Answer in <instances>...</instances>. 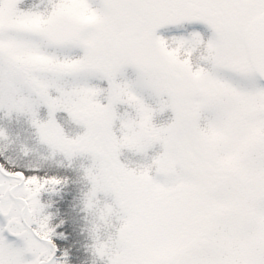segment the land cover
<instances>
[{
	"label": "snow or ice",
	"instance_id": "snow-or-ice-1",
	"mask_svg": "<svg viewBox=\"0 0 264 264\" xmlns=\"http://www.w3.org/2000/svg\"><path fill=\"white\" fill-rule=\"evenodd\" d=\"M21 2L0 0V109L25 115L37 142L52 149L49 157H91L83 205L94 214L89 227L97 240L94 253L106 264H264V222L254 230L239 228L218 254L215 242L185 226L195 195L190 189L162 186L147 169L118 159L122 148L144 152L161 139L151 125L147 92L166 95L182 114L159 168L166 170L170 157L180 153L190 167L210 163L213 146L201 141L191 119L197 108L189 100L202 89L215 97L220 93L214 85H220L245 116L248 136L236 142L255 176L258 213L264 217V85L257 83L264 79V0H49L46 12L23 10ZM181 21H202L212 35L205 41L198 32L167 39L156 34L162 25ZM189 43L207 49V58L198 61L200 73L190 58L169 52L177 45L179 53L186 52ZM127 66L135 79L118 80ZM94 78L106 87L92 83ZM117 105L131 112L118 113ZM40 106L47 119L39 118ZM60 110L83 132L66 136L54 118ZM133 118L144 125L139 140L127 132ZM0 141L5 148L13 143L3 129ZM197 146L200 160L191 158ZM16 151L27 157L33 149L21 142ZM0 157V256L6 246L17 254L9 264H67L66 252L56 255L57 233L39 199L61 179L38 174L37 165L17 164L3 150ZM98 192L110 193L112 203L101 206ZM113 217L120 223L114 234L107 233L113 243L105 247L99 233L113 226Z\"/></svg>",
	"mask_w": 264,
	"mask_h": 264
},
{
	"label": "rangeland",
	"instance_id": "rangeland-1",
	"mask_svg": "<svg viewBox=\"0 0 264 264\" xmlns=\"http://www.w3.org/2000/svg\"><path fill=\"white\" fill-rule=\"evenodd\" d=\"M50 9L49 0H36V4L32 9L23 10L46 12ZM196 22L202 21H181L177 24L162 25L156 29V34L166 39L173 36H183L182 33H184L185 28L180 27L178 29V27L180 25L193 26ZM168 28L172 29L166 30ZM209 33L211 36L212 31H209ZM74 51L76 55L82 54L80 49ZM181 56L186 57V60L191 59L197 73L201 72L199 71L198 61L207 58L203 46H194L191 43L187 46V51L181 53ZM135 76V70L131 66H127L122 73L117 75V79L131 80L135 79ZM91 82L100 85L105 81L94 78ZM257 83L262 85L260 79ZM214 87L217 88L219 95L210 96L207 89H202L192 94L189 100L197 108L191 119L201 141L204 145L213 146L211 162L197 167H190L188 157L180 153L170 157L169 167L166 170H161L159 164H154L149 169V174L162 186L187 188L195 194L189 202L185 226L189 231L198 233L204 240L215 242L217 253L222 254L226 251L233 235L239 228L254 230L258 223L264 222V217H261L258 213V201L254 192L255 176L249 170V161L239 152L236 142L237 140L243 141L248 136V129L243 123L245 116L237 111L234 100L226 89H223L220 85H214ZM144 96L151 107H155L157 102L167 105L162 111L152 113L153 124L154 120L166 111L167 120L159 126L169 124L176 126L182 114L174 108L173 102L166 95L156 98L145 92ZM101 102L105 101L101 99ZM41 108L46 110L44 106H40L39 109ZM116 110L118 113H123L125 110L131 112V109H128L126 105H117ZM65 114L68 116L66 112ZM70 121L72 128L74 127V132L78 129L80 133L83 132L82 125L77 124L71 118ZM118 123L117 121L115 128H118ZM116 134L119 135V132L116 131ZM165 152V144L162 141H154L144 152L122 148L118 159L127 166L131 163L130 168H137L150 163L154 157H159L160 160ZM85 155L88 154L85 153ZM191 158L194 160L201 159L200 147L193 148ZM220 176H228L230 180L226 184H218V181H222ZM179 178H183V182H179ZM195 182H197V185L194 186ZM208 192L210 198L213 199L211 206L208 204V199L205 198ZM99 203L101 206L104 203H112V195L102 193ZM43 211L45 213V208ZM119 223L120 221L113 217V226L103 230L104 236L108 232L114 234L115 227H118ZM98 258L106 263V259L99 256Z\"/></svg>",
	"mask_w": 264,
	"mask_h": 264
},
{
	"label": "trees",
	"instance_id": "trees-1",
	"mask_svg": "<svg viewBox=\"0 0 264 264\" xmlns=\"http://www.w3.org/2000/svg\"><path fill=\"white\" fill-rule=\"evenodd\" d=\"M21 3L20 8L26 9L33 6L34 0ZM180 27L185 28L184 33H182L184 37L189 36L190 32H198L202 40H207L210 31L208 25L203 22L197 27L180 25L178 28ZM106 85L107 83L102 82L99 86L106 87ZM46 110L38 111L40 119H47ZM54 118L61 125L66 136L72 138L80 133L79 129L74 132L70 118L66 116L65 112H56ZM162 120L163 116L155 119L154 123L157 122L159 125L163 123ZM0 129H3L13 142L5 148L4 141H0V150H3L6 156L20 165H37V171L40 175L56 176L61 179V184L56 185L55 190L41 192L39 196L42 203L46 205L45 213L50 214L49 224L54 226L57 233L53 239L56 241L58 255L66 252L67 256L63 259L66 260L67 264H106L98 258L91 247L92 237L89 233V227L94 219V214L92 211L85 210L83 205L84 194L91 187L84 175V169L91 164V157L85 154H77L68 159L62 153H56L49 157L48 153L52 149L37 142L34 129L29 119L23 114L15 112L6 114L4 110H0ZM21 142L33 149V152L27 157L17 155L16 149ZM220 178L222 181H218V184H226L230 180L228 176H220ZM195 185L197 182L194 183ZM101 196L102 193L98 192V201ZM205 198L208 199V204L211 206L213 199L210 198V194L208 193ZM101 234L104 236L103 230H101Z\"/></svg>",
	"mask_w": 264,
	"mask_h": 264
},
{
	"label": "clouds",
	"instance_id": "clouds-1",
	"mask_svg": "<svg viewBox=\"0 0 264 264\" xmlns=\"http://www.w3.org/2000/svg\"><path fill=\"white\" fill-rule=\"evenodd\" d=\"M89 18L90 17L86 16L85 20L87 21ZM189 45H190V43L187 46H189ZM179 47H180L179 45H177L176 48L170 47L169 52L174 53L175 57L178 58V56L181 55V53H179L177 51V49ZM205 51H207L206 47H205ZM184 59L186 60V57ZM166 106L167 105L163 104L162 102H157V105L155 107H152V110H153V112L162 111L163 108ZM151 125L155 129L158 130L159 136L161 137V139H158L157 141H162L164 144L169 139V136L171 135V133L174 131V125H172V124L157 126V125L152 123V119H151ZM127 132L130 136L139 140L141 138L143 132H144V125L141 123V121L139 119L133 118V120L131 121V123L129 124V126L127 128ZM158 161H159V157H154L150 163H148L146 165L139 166V167H143L149 171V169H151L154 164H158ZM179 182H183V178H179ZM99 237H100L99 243L105 247L111 246V244L113 243V238H112L111 234H107L106 236H102V234L100 232ZM96 242H97V240H92V243H96ZM16 255H17L16 253H10L9 250L7 249V247L5 246L3 255L0 256V260H3V264H9V261L11 259L16 258Z\"/></svg>",
	"mask_w": 264,
	"mask_h": 264
}]
</instances>
